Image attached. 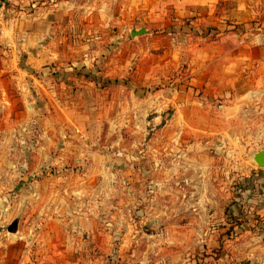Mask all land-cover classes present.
Instances as JSON below:
<instances>
[{
  "label": "rangeland",
  "instance_id": "obj_1",
  "mask_svg": "<svg viewBox=\"0 0 264 264\" xmlns=\"http://www.w3.org/2000/svg\"><path fill=\"white\" fill-rule=\"evenodd\" d=\"M134 1L145 0L0 6V236L13 251L56 243L73 264H264V169L253 159L264 113L223 119L225 86L194 105L201 121L213 112L212 130L193 129V98L209 94L188 65L148 67L128 30L117 34L147 24L119 17ZM48 188L67 223L55 242L30 223L42 204L34 192Z\"/></svg>",
  "mask_w": 264,
  "mask_h": 264
},
{
  "label": "crops",
  "instance_id": "obj_2",
  "mask_svg": "<svg viewBox=\"0 0 264 264\" xmlns=\"http://www.w3.org/2000/svg\"><path fill=\"white\" fill-rule=\"evenodd\" d=\"M154 3L149 0L134 1L131 3L133 5L125 6L122 12L124 14L119 15L124 18L127 16L130 22L139 14L143 16V24H147L143 25L144 28H139L145 29V34L133 37L132 31L136 30L131 28L130 23L127 29L117 34L123 37L128 30L133 38L129 43L140 50L143 60L150 63L148 67L180 69L181 62L188 65L191 84L201 87L210 95L193 98L191 112L197 113L193 129L208 132L212 130L215 124L211 122L213 112L210 109H202V117L207 115L209 120L201 121V110L194 108V105L200 106V101L210 102L213 97L218 99L217 94L228 91L227 88H231V91H228L229 101H226L230 105L225 106L223 119L232 121L235 117L239 118L238 114L243 117L242 112L247 116L246 112L249 110L254 111L256 115H262V107L253 110L250 106L252 103L257 104L264 97V0H159L158 6ZM170 13H175L179 23L183 20L191 21L193 31H181L180 25L172 22ZM153 21L159 24L152 25ZM153 27L162 31L153 32ZM210 27H214L212 31ZM145 57H148V60ZM217 86L220 87L219 90ZM222 90L224 91L221 92ZM212 91L216 96L211 97ZM260 121L262 125L256 121L251 123H257V126L263 128L264 123ZM81 138H84L83 134ZM49 182L50 178H45L37 181V184L47 186ZM79 192L83 193L84 190L74 193ZM54 193V189L50 188L45 191L37 190L34 195H37L42 204H35L36 208L32 209L27 206L21 209L15 207L13 211L17 217L19 214L24 217L23 214L30 211L36 212L37 218L30 223L34 224L40 220V223L44 224L42 241L55 242L61 239L62 230L67 225L65 220L56 221V211L62 209L56 206ZM0 207L5 211L9 208L3 202H0ZM28 209L30 211L27 212ZM59 223L63 226H59ZM35 242L37 243V240ZM38 243L35 244V253L28 248L26 251L19 248L13 251V245L9 243L8 238L0 236V264H73L65 248L62 249L56 243Z\"/></svg>",
  "mask_w": 264,
  "mask_h": 264
},
{
  "label": "water",
  "instance_id": "obj_3",
  "mask_svg": "<svg viewBox=\"0 0 264 264\" xmlns=\"http://www.w3.org/2000/svg\"><path fill=\"white\" fill-rule=\"evenodd\" d=\"M147 31L145 29H140V30H136V31H132V36L133 37H137V36H141L143 34H145ZM253 159L255 161V163L264 169V149L259 151L258 153H256L253 156ZM11 232L13 231V228L9 229Z\"/></svg>",
  "mask_w": 264,
  "mask_h": 264
},
{
  "label": "built area",
  "instance_id": "obj_4",
  "mask_svg": "<svg viewBox=\"0 0 264 264\" xmlns=\"http://www.w3.org/2000/svg\"><path fill=\"white\" fill-rule=\"evenodd\" d=\"M8 2V0H0V6L6 4ZM21 264H24V263H21Z\"/></svg>",
  "mask_w": 264,
  "mask_h": 264
}]
</instances>
